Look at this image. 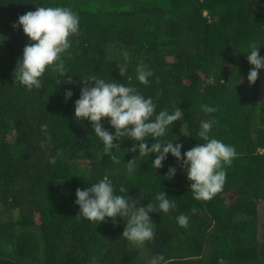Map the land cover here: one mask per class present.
I'll use <instances>...</instances> for the list:
<instances>
[{
  "label": "trees",
  "instance_id": "1",
  "mask_svg": "<svg viewBox=\"0 0 264 264\" xmlns=\"http://www.w3.org/2000/svg\"><path fill=\"white\" fill-rule=\"evenodd\" d=\"M42 5L70 7L80 31L64 56L71 80L57 85L49 68L41 89L28 90L14 72L29 38L13 24ZM0 36V264H149L158 253L167 264H264V69L254 84L247 79L248 46L264 56L261 0H0ZM138 64L153 72L148 85L136 78ZM93 75L136 87L157 111L179 107L183 118L159 139H176L182 153L203 143L200 122L214 117L210 136L237 152L224 165L223 189L194 199L175 157L154 169L150 155L129 151L138 142L128 137L105 153L91 123L74 116L81 79ZM135 156L139 169L129 175L125 163ZM169 166L177 169L171 180ZM105 176L117 191L127 187L137 206L156 203L161 191L175 202L167 213H150L153 239L129 241L121 217L98 223L78 215L76 189ZM181 213L187 227L176 220Z\"/></svg>",
  "mask_w": 264,
  "mask_h": 264
},
{
  "label": "clouds",
  "instance_id": "2",
  "mask_svg": "<svg viewBox=\"0 0 264 264\" xmlns=\"http://www.w3.org/2000/svg\"><path fill=\"white\" fill-rule=\"evenodd\" d=\"M261 2L264 3V0ZM18 26H22L29 43L25 45L22 57L17 61L14 79L28 90L41 89V77L51 68L58 74L57 85L70 81L71 76L67 75L64 56L71 48L72 41L69 37L80 31L79 14L67 6L42 5L34 11L20 15L13 24V27ZM0 37L2 42L4 37ZM123 57V62L117 63L121 76L128 68L127 51L123 52ZM247 60L253 65L247 79L249 83L254 84L258 79L259 70L264 69V56L260 54L255 43L248 46ZM136 72V78L141 84L150 83L153 72L147 65L138 64ZM65 78L66 82H62ZM81 82L83 86L79 98L74 102V116L77 121L87 119L91 123L105 153L120 150L121 138L128 137L138 142L134 143L129 151L138 152L137 156L140 157L150 155L154 169L163 167L169 153L175 157L191 182L190 190L194 199H211L223 189L227 177L224 165H230L237 152L233 145L210 136L214 117L200 122L198 136L203 143L196 144L182 153L183 145L173 143L176 139H159L165 136L175 121L183 118L179 107L171 112L167 109L157 111L152 97H146L136 87L119 80L107 81L93 75L81 79ZM72 96V90L66 89L65 99ZM202 108L206 113L216 111V108L210 105H202ZM104 118H108L114 132L104 126ZM149 137L154 140L150 145ZM137 156L125 163L129 175L137 174ZM176 172L175 166H169L164 178L171 180ZM128 190L121 184L117 191L113 181L107 176L84 189L77 188L75 203L79 205L78 215L98 223L106 218L115 221L117 217H121L126 221L123 236L135 244H143L156 235L150 213H167L176 205L165 191H161L155 197L156 203L148 202L146 205L137 206L129 196ZM176 220L183 227H187L189 223V217L183 213L179 214ZM149 264H167V261L162 253H158L151 258Z\"/></svg>",
  "mask_w": 264,
  "mask_h": 264
}]
</instances>
